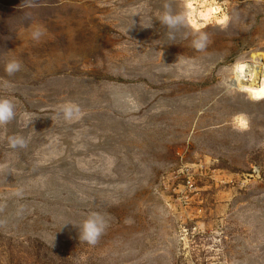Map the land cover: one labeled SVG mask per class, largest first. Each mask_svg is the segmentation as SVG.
<instances>
[{
    "label": "rangeland",
    "instance_id": "rangeland-1",
    "mask_svg": "<svg viewBox=\"0 0 264 264\" xmlns=\"http://www.w3.org/2000/svg\"><path fill=\"white\" fill-rule=\"evenodd\" d=\"M215 1L201 51L183 0H0V264H264V0Z\"/></svg>",
    "mask_w": 264,
    "mask_h": 264
},
{
    "label": "clouds",
    "instance_id": "clouds-1",
    "mask_svg": "<svg viewBox=\"0 0 264 264\" xmlns=\"http://www.w3.org/2000/svg\"><path fill=\"white\" fill-rule=\"evenodd\" d=\"M221 9L218 6L209 7L207 0H183L182 8L178 12H173L169 4L164 5V10L159 14L160 24L169 29V38L174 39L175 31L182 27H191L195 33V39L192 45L196 50H203L208 41V35L200 31L215 15L220 13ZM228 21L227 14H224L218 21L220 24H225ZM203 22V23H201ZM43 33L39 30L33 32V39L39 40ZM22 65L18 60H11L5 65V72L11 76L21 71ZM65 120L71 121L79 119L81 112L77 105L66 103L60 106ZM15 105L9 98H0V127L7 125L15 118ZM8 145L12 149L25 148L27 141L23 136L12 135L8 138ZM106 228L104 218L99 213L90 214L79 229V240L90 245L96 244L99 237Z\"/></svg>",
    "mask_w": 264,
    "mask_h": 264
},
{
    "label": "bare ground",
    "instance_id": "bare-ground-1",
    "mask_svg": "<svg viewBox=\"0 0 264 264\" xmlns=\"http://www.w3.org/2000/svg\"><path fill=\"white\" fill-rule=\"evenodd\" d=\"M208 2V6L209 7H213V6H218L221 9V12L215 15V18L211 19L203 28L200 29L201 30H205L207 29L209 26H211L213 23H218L220 24L218 21L222 18V16L225 14L223 12V8L222 6L217 3L215 0H207ZM229 20V18H228ZM203 23V22H201ZM223 25V24H220ZM251 72H247L246 67L244 66H239L236 69V79H234V86L236 85H246V83H249L250 86L247 85V87H243V90H245L247 93L250 94V96L252 97V99L256 100V101H262L264 100V74L263 76H261L263 78V83L262 85L256 86L254 81H248L246 78H248V75H250ZM261 72H257L256 77L258 78V74H260Z\"/></svg>",
    "mask_w": 264,
    "mask_h": 264
}]
</instances>
